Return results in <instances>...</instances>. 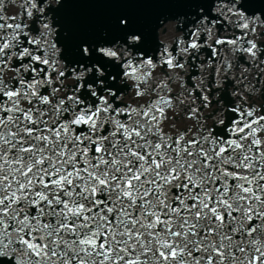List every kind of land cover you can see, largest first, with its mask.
<instances>
[{"label":"snow or ice","instance_id":"1","mask_svg":"<svg viewBox=\"0 0 264 264\" xmlns=\"http://www.w3.org/2000/svg\"><path fill=\"white\" fill-rule=\"evenodd\" d=\"M0 264H264V0H0Z\"/></svg>","mask_w":264,"mask_h":264},{"label":"clouds","instance_id":"2","mask_svg":"<svg viewBox=\"0 0 264 264\" xmlns=\"http://www.w3.org/2000/svg\"><path fill=\"white\" fill-rule=\"evenodd\" d=\"M169 23H172V22H169ZM112 35L110 34V31L109 29L107 28H103L101 29L100 33H99V36L97 37L98 40H100L102 42V45H103V42L104 41H107V40H110L112 39ZM103 46H107V45H103ZM129 52L131 53V49H129Z\"/></svg>","mask_w":264,"mask_h":264}]
</instances>
